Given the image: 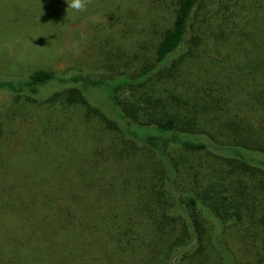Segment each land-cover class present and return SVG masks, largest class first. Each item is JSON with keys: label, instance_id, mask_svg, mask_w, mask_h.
<instances>
[{"label": "trees", "instance_id": "trees-1", "mask_svg": "<svg viewBox=\"0 0 264 264\" xmlns=\"http://www.w3.org/2000/svg\"><path fill=\"white\" fill-rule=\"evenodd\" d=\"M147 2L81 53L101 72L0 81L50 115L6 145L0 264H264V0ZM47 15L79 60L89 30Z\"/></svg>", "mask_w": 264, "mask_h": 264}, {"label": "rangeland", "instance_id": "rangeland-1", "mask_svg": "<svg viewBox=\"0 0 264 264\" xmlns=\"http://www.w3.org/2000/svg\"><path fill=\"white\" fill-rule=\"evenodd\" d=\"M97 1L87 0L86 10L77 12L68 8L66 0H0V81L9 76H27L37 69H53L65 75L73 74L79 69L87 72H101L100 69L103 70V68L86 63V55H81V53L92 52V61L96 62V59L98 61L100 58V52L92 45L97 43L99 46L100 39L106 42L116 37L119 43L129 44L133 38L129 40L130 37L125 34L121 36V31L114 35L116 33L114 30L119 27V19L135 14L137 19L128 18L135 23L140 21L139 26L143 27L141 24L148 17L142 13L152 2H147V0ZM47 14H61L66 20L82 22L85 31L89 30V35L83 45L84 49L79 52V60H76L75 55H69L68 48H66V45L71 48L69 43L59 44L58 39L52 35L51 29L41 25L43 19L50 20L46 19L49 18ZM58 20L61 19L58 18ZM109 26H112V29ZM102 27L106 30L105 35L100 32ZM74 32L72 31V34L82 38L83 35L79 30ZM113 47L115 49V45ZM40 108L42 107H37L29 100L17 98L14 94L0 89V130L3 128L0 167L7 171L9 182H14L20 176L16 166L11 162L10 152L6 145L11 141L12 134L17 133L21 128L25 119L32 122L38 115L50 116L39 112ZM196 157H193L191 161H195L198 166L199 162ZM221 170L219 163L214 166L212 174L220 176Z\"/></svg>", "mask_w": 264, "mask_h": 264}, {"label": "clouds", "instance_id": "clouds-1", "mask_svg": "<svg viewBox=\"0 0 264 264\" xmlns=\"http://www.w3.org/2000/svg\"><path fill=\"white\" fill-rule=\"evenodd\" d=\"M68 8L81 12L86 10L87 0H66Z\"/></svg>", "mask_w": 264, "mask_h": 264}]
</instances>
